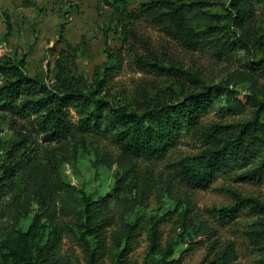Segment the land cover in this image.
Segmentation results:
<instances>
[{
  "label": "rangeland",
  "instance_id": "obj_1",
  "mask_svg": "<svg viewBox=\"0 0 264 264\" xmlns=\"http://www.w3.org/2000/svg\"><path fill=\"white\" fill-rule=\"evenodd\" d=\"M150 1L0 0V40L4 39L0 56L18 54L26 73L45 83L54 77L57 60L72 70L69 75L89 82L113 67L110 88L124 98L139 85L170 84L164 77L160 80L143 72L134 61L135 53L147 54L146 48L152 47L161 58L196 72L205 86L227 83L235 92L231 95L247 105L244 111L223 117L218 104L203 117L206 124L237 123L251 117L249 97L264 100V0H254L253 27L260 37L259 48L238 45L229 57H219L212 48L185 47L165 25L139 13L142 4ZM216 8L220 9L213 11ZM123 24L128 26L127 33ZM259 58H263L260 63ZM227 95L222 93V106ZM10 120L0 110V173L6 159L1 149L19 140L29 152L34 150L36 163L46 166V178L60 179L51 183L57 218H43L40 244L55 236V222L61 219V227L68 225L61 236L62 264H115L119 258L125 260L122 264H209L215 256L224 264H264V214L245 209L225 224L210 213L214 207L232 203L231 190L264 203V179L247 173L259 159L247 169L220 175L207 189H193L180 179L175 165L202 150L189 135L166 157L155 160L124 154L111 139L95 135L80 137L68 146L47 145L42 135L21 130L23 121L15 126ZM101 198L108 202L112 224L102 225L106 247L94 263L92 252L99 240L92 235L88 245L79 241L83 229L76 212ZM11 200L10 196L0 200V241L17 231L27 232L35 216L43 214L34 200L24 209L15 208V214ZM65 204L70 211L63 210Z\"/></svg>",
  "mask_w": 264,
  "mask_h": 264
},
{
  "label": "trees",
  "instance_id": "obj_2",
  "mask_svg": "<svg viewBox=\"0 0 264 264\" xmlns=\"http://www.w3.org/2000/svg\"><path fill=\"white\" fill-rule=\"evenodd\" d=\"M214 7L220 9L213 11ZM139 13L165 25L191 50L212 48L219 57H229L238 45L259 48L260 37L253 27L254 0H151L142 4ZM123 30L127 33L128 26L123 24ZM146 50L147 54L135 53L136 64L143 72L160 80L164 77L170 84L164 86L157 81L139 85L130 97L124 98L110 88L113 67H106L102 78L89 82L80 75H69L72 70L57 60L53 65L54 77L45 83L26 73L24 60L18 54L1 55L0 110L10 115L15 126L23 121L19 128L26 133L42 135L41 140L47 145L68 146L80 137L95 135L111 139L124 154L134 158H164L189 135L200 143L202 150L175 165L177 175L193 189H207L220 175L247 169L258 159L259 163L247 173L263 180L264 100L249 97L253 114L245 120L206 124L203 117L218 104L223 117L228 112H242L247 105L231 95L235 92L227 83L205 86L196 72L161 58L152 47ZM115 60L117 63L118 59ZM224 91L228 95L226 105L222 106ZM8 143L1 149L6 152V159L1 166L0 200L10 196L15 214V208L24 209L34 200L43 214L35 216L27 232L17 231L0 241V264H62L61 236L68 225L61 227V219L55 222V236L40 244L43 218H57L51 183L60 179L46 178L48 169L43 171L46 166L36 163L34 150L29 152L23 142ZM230 194L231 204L210 210L218 222L231 223L245 209L264 214V203L258 199L234 190ZM108 206L106 199L101 198L76 212L83 229L79 241L88 245V236L92 235L99 240L92 252L94 263H98L106 247L102 225L112 224ZM62 207L70 211L67 204ZM156 228L154 225L152 230L154 246L158 244ZM123 261L119 258L115 264ZM209 264L224 262L215 256Z\"/></svg>",
  "mask_w": 264,
  "mask_h": 264
}]
</instances>
